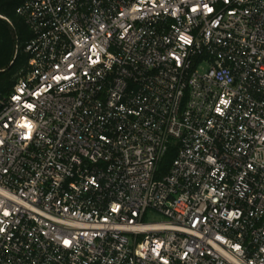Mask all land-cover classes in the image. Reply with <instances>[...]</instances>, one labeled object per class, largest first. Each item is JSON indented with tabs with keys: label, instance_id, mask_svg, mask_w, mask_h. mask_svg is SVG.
Segmentation results:
<instances>
[{
	"label": "built area",
	"instance_id": "built-area-1",
	"mask_svg": "<svg viewBox=\"0 0 264 264\" xmlns=\"http://www.w3.org/2000/svg\"><path fill=\"white\" fill-rule=\"evenodd\" d=\"M16 14L31 37L0 91V264H264V0Z\"/></svg>",
	"mask_w": 264,
	"mask_h": 264
},
{
	"label": "trees",
	"instance_id": "trees-1",
	"mask_svg": "<svg viewBox=\"0 0 264 264\" xmlns=\"http://www.w3.org/2000/svg\"><path fill=\"white\" fill-rule=\"evenodd\" d=\"M23 0H0V91L7 95L17 79L26 72L28 56L24 52L26 42L31 34L16 9ZM174 150H168L163 161L162 170L166 171L174 158Z\"/></svg>",
	"mask_w": 264,
	"mask_h": 264
},
{
	"label": "rangeland",
	"instance_id": "rangeland-1",
	"mask_svg": "<svg viewBox=\"0 0 264 264\" xmlns=\"http://www.w3.org/2000/svg\"><path fill=\"white\" fill-rule=\"evenodd\" d=\"M148 220L149 221H158V220H160V218L154 216V217H149Z\"/></svg>",
	"mask_w": 264,
	"mask_h": 264
},
{
	"label": "snow or ice",
	"instance_id": "snow-or-ice-1",
	"mask_svg": "<svg viewBox=\"0 0 264 264\" xmlns=\"http://www.w3.org/2000/svg\"><path fill=\"white\" fill-rule=\"evenodd\" d=\"M209 11H211V9H209Z\"/></svg>",
	"mask_w": 264,
	"mask_h": 264
}]
</instances>
